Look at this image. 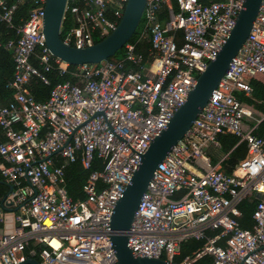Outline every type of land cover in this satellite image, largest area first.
Returning <instances> with one entry per match:
<instances>
[{
  "label": "built area",
  "instance_id": "2783aa9c",
  "mask_svg": "<svg viewBox=\"0 0 264 264\" xmlns=\"http://www.w3.org/2000/svg\"><path fill=\"white\" fill-rule=\"evenodd\" d=\"M126 1L67 0L62 41L93 46L116 29ZM244 1L175 0L174 10L171 0H146L138 35L149 42L146 55L128 42L121 58L69 66L45 44V0H0V24L17 36L3 45L11 52L6 88L13 94L0 105V181L9 188L0 201V264L116 263L114 207L140 156L219 53ZM24 4L26 17L16 22ZM50 71L68 80L37 102L30 85L49 86ZM252 80L264 83V0L207 104L154 170L128 231L134 256L173 263L181 245L194 240L202 246L177 264L205 257L208 264H264V137L254 135L264 113L240 98L252 99ZM221 135L246 147L230 174L221 167L226 156L207 153L221 149ZM95 161L84 199L69 196L66 168L78 162L91 170ZM252 198V225L242 229L239 205Z\"/></svg>",
  "mask_w": 264,
  "mask_h": 264
},
{
  "label": "water",
  "instance_id": "95a60500",
  "mask_svg": "<svg viewBox=\"0 0 264 264\" xmlns=\"http://www.w3.org/2000/svg\"><path fill=\"white\" fill-rule=\"evenodd\" d=\"M262 0H245L234 28L214 60L196 79L195 86L189 91L183 105L179 107L167 128L160 132L150 143L147 151L140 156V164L133 173L129 185L117 201L110 221L112 235L111 247L115 264H177L161 259L136 257L127 246L128 231L133 222L141 197L146 191L154 170L190 130L201 110L207 104L213 90L247 39L257 16ZM146 0H127L122 17L114 31L93 46L74 48L61 39V28L67 0H45L43 34L50 53L68 64L79 66L99 64L116 57L119 51L132 39L141 24ZM259 198V195H255ZM21 264H39L31 259Z\"/></svg>",
  "mask_w": 264,
  "mask_h": 264
},
{
  "label": "trees",
  "instance_id": "16d2710c",
  "mask_svg": "<svg viewBox=\"0 0 264 264\" xmlns=\"http://www.w3.org/2000/svg\"><path fill=\"white\" fill-rule=\"evenodd\" d=\"M174 10H176L175 0H171ZM28 11V5H22L16 14V22L20 18L26 17ZM160 20H165V14L162 10L160 15ZM142 29V23L138 27L136 33L129 41L135 44L136 51L142 53L143 55L147 54L149 49V42L147 39L138 41V35ZM178 37H180V33H177ZM17 36L10 30L6 29L3 24H0V105H5L12 98V91L7 89L6 86L9 81L12 79L13 75V63L11 52L4 49L3 45L9 39H15ZM98 42V41H97ZM96 42V43H97ZM123 56V50L119 51L116 57L121 58ZM36 64V62H34ZM48 79L50 85L46 86L42 84L38 80L32 81L30 85V94L37 102H43L48 98L51 88L59 82H65L68 80V76H59L56 71H50L45 74ZM250 86L253 90V97L262 103H264V85L259 82L251 81ZM249 104H253V106L259 110L260 112H264V104H255L251 101H247ZM255 136L264 137V121L259 124L257 130L255 132ZM221 142V141H220ZM224 144V142H222ZM237 144V145H236ZM228 147L236 146L232 152L229 154V163L231 166L235 165L240 159L245 156V144H238L237 138L230 135L228 137ZM226 146V145H224ZM96 161L91 170H84L80 163H75L66 168V191L67 194L75 199H84V195L81 191L82 185L86 181L88 174L90 171L97 169ZM9 188L0 182V201L1 198L4 197L8 193ZM255 200H245L239 205V210L241 212V217L239 219V223L242 229H248L252 225V212L255 207ZM201 241L190 240L182 246V256L191 253L202 245ZM221 245V242L219 243ZM42 246L31 245L29 249L33 251H38ZM180 257L174 258L175 263L180 262ZM209 258L205 257L199 261L198 264H202L203 262H208Z\"/></svg>",
  "mask_w": 264,
  "mask_h": 264
},
{
  "label": "crops",
  "instance_id": "0c3cea01",
  "mask_svg": "<svg viewBox=\"0 0 264 264\" xmlns=\"http://www.w3.org/2000/svg\"><path fill=\"white\" fill-rule=\"evenodd\" d=\"M252 81H256V82H259V83H261L262 85H264V83L262 82V81H260V80H252ZM251 82V81H250ZM240 98L241 99H243L245 102H247V101H251V102H256L255 104H264V103H262V102H260V101H257L254 97H253V90H252V99H245V98H243L242 97V95H240ZM253 105V104H252ZM257 110V109H256ZM257 111H259V110H257ZM260 112V111H259ZM262 113H264V112H262ZM253 122H248V124L250 125V124H252ZM262 123V122H261ZM259 126V125H258ZM257 126V127H258ZM256 130H257V128L254 130V135H255V132H256ZM230 135H221L220 137H219V141H221L220 143H221V149H225L226 150V153H225V155L224 156H226V159H225V161L222 163V165H221V167H222V170L226 173V174H230L231 173V171H232V169L235 167V165L240 161V160H242V159H240L235 165H233V166H231L230 165V163L228 162L229 161V154L232 152V150L236 147V146H233L232 148H231V146H229L228 147V137H229ZM222 142H224V144L222 143ZM224 145H226V146H224ZM237 145V144H236ZM245 150H246V147H245ZM218 152V151H217ZM217 152H214V151H212L211 149H208L207 150V153L214 159V160H219L220 158H222V157H218L215 153H217ZM245 155H246V151H245ZM1 182V181H0ZM2 183V182H1ZM179 195L180 194H177L176 196H175V198H178L179 197ZM250 200V199H249ZM251 200H255V199H251ZM256 201V200H255ZM185 244V243H184ZM184 244H182L181 245V248H180V252H179V254L176 256V257H180L181 259H180V261L183 259V257H185V256H187V255H190L192 252H194V251H192L191 253H188V254H186V255H184V256H182V252H181V250H182V246L184 245ZM202 246V245H201ZM200 246V247H201ZM199 247V248H200ZM198 249V248H197ZM175 257V258H176ZM210 262V260L208 261V262H203L202 264H208Z\"/></svg>",
  "mask_w": 264,
  "mask_h": 264
},
{
  "label": "rangeland",
  "instance_id": "374dc122",
  "mask_svg": "<svg viewBox=\"0 0 264 264\" xmlns=\"http://www.w3.org/2000/svg\"><path fill=\"white\" fill-rule=\"evenodd\" d=\"M226 153L225 149H220L217 153H215L218 157H223Z\"/></svg>",
  "mask_w": 264,
  "mask_h": 264
}]
</instances>
